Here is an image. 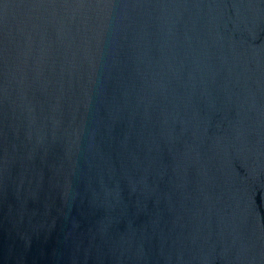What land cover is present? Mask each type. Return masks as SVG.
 I'll return each instance as SVG.
<instances>
[{
  "label": "water",
  "instance_id": "obj_1",
  "mask_svg": "<svg viewBox=\"0 0 264 264\" xmlns=\"http://www.w3.org/2000/svg\"><path fill=\"white\" fill-rule=\"evenodd\" d=\"M0 264H264V0H0Z\"/></svg>",
  "mask_w": 264,
  "mask_h": 264
}]
</instances>
